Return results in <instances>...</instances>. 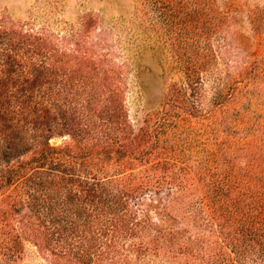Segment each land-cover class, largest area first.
<instances>
[{"label":"trees","instance_id":"obj_1","mask_svg":"<svg viewBox=\"0 0 264 264\" xmlns=\"http://www.w3.org/2000/svg\"><path fill=\"white\" fill-rule=\"evenodd\" d=\"M225 3L138 0L180 79L136 128L122 64L0 17V201L37 221L12 226L14 246L39 226L75 264H264V148L245 147L243 165L229 151L197 161L178 129L185 116L221 125L236 78L223 67H254Z\"/></svg>","mask_w":264,"mask_h":264},{"label":"rangeland","instance_id":"obj_2","mask_svg":"<svg viewBox=\"0 0 264 264\" xmlns=\"http://www.w3.org/2000/svg\"><path fill=\"white\" fill-rule=\"evenodd\" d=\"M220 8L227 12L230 30L236 29L243 36V45L236 51L238 61L247 57L254 67H246L240 74L243 67H223L231 78L236 75L233 96L221 122L226 125L224 132L216 121L186 116L178 129L184 130L185 151L193 159H211L216 151H229L237 157L235 164L243 165L245 147L264 148V24L257 33L250 22L258 15L264 23V0H229ZM88 14L97 24L84 31L81 20ZM139 15L138 0H0V17L52 32L62 37V42H75L78 51L104 53L122 64L125 104L135 128L147 114L167 109L163 97L166 81L180 79L174 67H167L156 33ZM230 48L236 50L234 44ZM51 142L59 143L60 139ZM65 185L75 191V184ZM34 219L26 206L14 214L0 201V264H75V256H64L47 241L48 235L39 226L38 233L33 231L35 236L24 230L14 246L11 239L17 232L12 226L18 220L36 225ZM155 220L161 223L159 218Z\"/></svg>","mask_w":264,"mask_h":264}]
</instances>
